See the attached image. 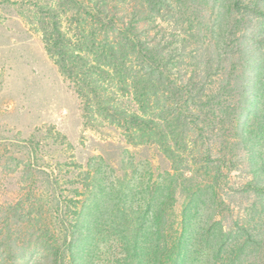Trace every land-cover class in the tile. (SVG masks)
<instances>
[{
  "label": "trees",
  "instance_id": "trees-1",
  "mask_svg": "<svg viewBox=\"0 0 264 264\" xmlns=\"http://www.w3.org/2000/svg\"><path fill=\"white\" fill-rule=\"evenodd\" d=\"M119 1L37 4L28 22L74 86L85 124L115 126L131 145H157L172 170L132 187L123 179L108 180L113 172L99 158L86 167L71 160L66 165L78 169V184L68 189V179L38 165L35 156L8 152L2 168H21L26 177L18 202L0 204V264H28L26 244L37 252L32 264H91L90 235L83 228L88 222L86 229L92 227L93 216L100 218V230L116 237L125 264H264V182H229L233 173H264V52L253 58L249 41L264 45V24L246 38L240 11L234 22L226 21L229 38L217 44L223 50H159L146 44L139 25L147 14L161 12L154 9L161 0H145L137 11ZM241 2L228 5V17L243 9ZM247 8L264 18V7ZM53 139L67 143L58 132ZM245 194L251 195L247 205ZM203 213V226L189 245V221ZM11 218L23 220V231H13ZM57 225L61 243L51 235Z\"/></svg>",
  "mask_w": 264,
  "mask_h": 264
},
{
  "label": "rangeland",
  "instance_id": "rangeland-1",
  "mask_svg": "<svg viewBox=\"0 0 264 264\" xmlns=\"http://www.w3.org/2000/svg\"><path fill=\"white\" fill-rule=\"evenodd\" d=\"M6 1L0 0V204L13 205L24 193L26 174L21 172V168L16 171L6 168L7 172L2 168L1 156L8 152L17 158L35 156L38 165H49L50 170L55 169L56 173L68 179L64 183L68 189L78 184H73V176L77 175L78 169L66 165L71 160L86 167L92 158H99L105 168L107 166L105 170L113 172L108 180L123 179L125 183L130 182L132 187L145 185L150 180H159L160 174L170 172L171 161L157 145H131L115 126L100 125V121L94 125L85 124L82 101L74 86L61 75L45 50L41 34L33 30L28 22L34 17L37 4L56 6L65 0ZM231 2L233 0H161L160 7L154 1V9L161 8V12L153 11L152 17L147 14L139 26L142 31L146 30L142 35L146 38V44L152 48L164 50L165 46L170 50L194 45L201 50H223L217 44L229 38L230 29L226 21L234 22L233 16L240 11L244 17L240 26L247 30L246 38L258 35L261 23L262 26L264 24L262 16H257L252 9L247 8L255 6L254 9H263L264 0H242L243 9L234 11L228 17V5ZM144 3L145 0L119 1L120 6L129 7L130 11H137ZM262 33L264 35V31ZM249 41L253 58L260 55L261 51L264 52V45L251 39ZM56 132L65 136L67 143L54 141ZM50 133L54 134L49 136ZM25 141H33L34 145L27 147ZM260 145L261 141L257 149ZM14 164L9 161L10 166ZM253 180L264 182V173L255 177L249 171L233 173L229 177V182L234 185H243ZM72 196L70 194V198ZM242 200L247 205L251 195H243ZM138 203L143 205L144 202ZM182 203V199H179L174 208L177 219L181 214ZM203 217L204 213L200 220L195 217L189 221L187 244H193L200 231L199 227L203 226ZM95 220L93 216L90 221L93 225L89 230L86 229L89 222L87 226L86 223L82 224L86 226L83 228L85 235H90L87 258L91 264H125L116 237L110 236L107 228L100 230V218ZM10 225L13 231H23V220L11 218ZM54 233L60 243L63 242L64 236L59 225L53 228L51 235ZM28 247L29 244L24 245L28 249L26 252H29L27 263L32 264L38 256L37 252L30 251Z\"/></svg>",
  "mask_w": 264,
  "mask_h": 264
}]
</instances>
